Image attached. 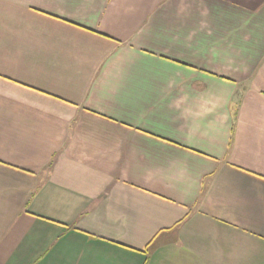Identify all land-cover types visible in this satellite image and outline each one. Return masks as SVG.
Listing matches in <instances>:
<instances>
[{"label":"crops","instance_id":"crops-1","mask_svg":"<svg viewBox=\"0 0 264 264\" xmlns=\"http://www.w3.org/2000/svg\"><path fill=\"white\" fill-rule=\"evenodd\" d=\"M0 264H264V0H0Z\"/></svg>","mask_w":264,"mask_h":264}]
</instances>
